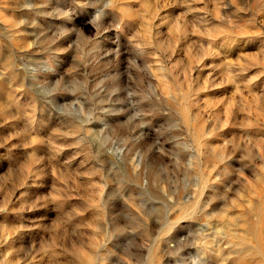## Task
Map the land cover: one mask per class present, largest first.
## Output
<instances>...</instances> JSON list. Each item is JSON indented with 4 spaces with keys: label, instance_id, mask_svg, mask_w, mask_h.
<instances>
[{
    "label": "rangeland",
    "instance_id": "rangeland-1",
    "mask_svg": "<svg viewBox=\"0 0 264 264\" xmlns=\"http://www.w3.org/2000/svg\"><path fill=\"white\" fill-rule=\"evenodd\" d=\"M0 264H264V0H0Z\"/></svg>",
    "mask_w": 264,
    "mask_h": 264
}]
</instances>
